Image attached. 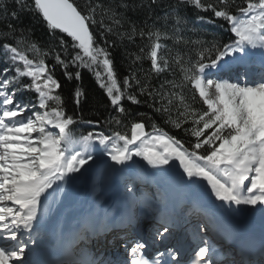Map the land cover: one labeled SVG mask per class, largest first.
<instances>
[{
    "label": "snow or ice",
    "instance_id": "obj_1",
    "mask_svg": "<svg viewBox=\"0 0 264 264\" xmlns=\"http://www.w3.org/2000/svg\"><path fill=\"white\" fill-rule=\"evenodd\" d=\"M185 7L196 10L194 19L182 14ZM25 11L42 17L53 34L46 50L26 32L16 39L13 21ZM129 11H146V17L138 24ZM217 21L228 25L231 43L194 31ZM110 37L140 41L138 50L128 53L123 77L115 70L110 49L117 42ZM253 50H259L261 61L249 73ZM0 63V264H27L26 252L36 243L33 233L48 212L49 190L94 162L97 152L113 172L139 158L153 169L175 168L190 187L205 182L227 209L264 213V0H87L83 7L75 0H0ZM82 69L94 74L108 98L112 113L106 123L117 126L110 133L76 134L70 127L80 121L67 113L56 72L79 81ZM237 69L242 83L228 78ZM26 93L32 95L25 102L20 96ZM81 95L77 86V105ZM129 106L150 109L187 139L151 122L146 113L133 118ZM148 122L151 132L145 130ZM84 123L101 127L98 121ZM120 127H130V135ZM169 232L164 226L158 236ZM145 248L139 240L128 247L127 264H162L165 253L150 262ZM212 251L203 241L191 264H215ZM167 256L181 264L174 250ZM223 264H264V234L259 242L240 237L238 250Z\"/></svg>",
    "mask_w": 264,
    "mask_h": 264
},
{
    "label": "bare ground",
    "instance_id": "obj_2",
    "mask_svg": "<svg viewBox=\"0 0 264 264\" xmlns=\"http://www.w3.org/2000/svg\"><path fill=\"white\" fill-rule=\"evenodd\" d=\"M250 58L255 59L257 63L260 64L261 56L259 50H253ZM228 78H230L233 81L236 80L234 76ZM105 159L106 158L103 155H101L100 153H96V159L94 162H90L89 165H85L84 168L81 169L80 173L74 174L67 180L66 183L59 185L58 187L59 197L53 198L55 205L52 204L51 201L45 202V205L48 209L47 215L42 218V222L45 223V229H46L45 233H48L50 228L53 226L56 227L66 226L67 224H65L66 222L65 218H67L69 222L75 221L74 218L76 215L77 218L76 221L74 222L75 226L78 225L79 223H83V224L86 223L87 221H89L88 219L89 217H91L92 214L85 213V211H90L91 210L90 208H92V210L94 209L97 210V213L95 214L96 216L99 217L104 216L103 213L100 214L98 212L102 211L106 206L108 207L112 204L118 206L120 204L118 199L120 196H123L121 191L122 185L124 184V179L126 175L130 173L133 175L134 179L136 180L143 178L144 181H148V183H151V185H153L152 188L155 190L156 195L160 194L168 183L172 182L174 185H180L181 193L183 194V196H185L187 200L194 201L195 208L203 207L206 214L208 215H211L209 208L211 206H216L219 209V211L215 215L216 216L215 220H213L214 222L213 228L216 230V233L214 234L215 238L217 237L218 235L217 232L220 230V228L226 230L230 234H235V235L241 234L243 235L242 237L246 236L253 238L254 234L255 235H257L258 233L264 234V213H261L259 210L249 211V210L227 209L226 206H222L220 202L214 200V197H212L210 194V190L205 186V182H201V185L199 187L197 186L190 187L180 181L179 176L176 174L175 168L171 170L153 169L139 158H134V160H136V163L131 164L132 166L125 168L123 171L114 172L113 175H115L116 178L113 176L114 177L113 181L112 179H110V182L112 181L111 187L109 188V190L102 192L104 190V186H107L109 184L106 182L109 180L108 176H110V172L112 171L111 168H109L106 165ZM150 194L151 192L148 193V195ZM157 197L160 206L156 205L155 208L156 211L160 208L161 209L165 208V204H162L161 206L162 200L164 199L163 195L161 194L160 196ZM193 197L194 198L196 197V201L194 200ZM132 200H133L132 204L136 205L134 212L135 215H137L139 202L138 200H136V197L134 195H132ZM147 201H148L147 204L150 203L149 199ZM142 205H145V201L142 203ZM119 209L121 210V212L125 211V207L121 204L119 206ZM203 209L200 210L203 211ZM168 211H171V208L168 209ZM104 214L105 216L108 215L105 212ZM127 214L128 213L125 212L121 216V218L118 219L119 225H116L115 227L112 228L106 226L107 220H105L104 217L101 218L104 220H102L100 226L103 232L107 233V235L103 236L105 241H109V238L113 239L115 236L120 237V239L124 243L128 241V239L126 238L127 236H125L124 234H126L125 233L126 231H128V233L132 231L131 226L134 225V223L130 221L131 214L130 216L128 215L129 218L126 216ZM143 214H146V211L144 209H142L138 215L143 216ZM203 217H204L203 218L204 222L208 220L209 223L210 216L203 215ZM199 219L202 220V218ZM196 223L197 226H200L199 224H201L199 221H196ZM158 230L156 231L155 228L151 226H145L142 232H140L136 237L135 236L134 237L135 239L140 241L141 239H143L144 236H151V238H153V236L156 233V239L159 242L161 241V239L168 240L170 238L168 234H166L164 237H159ZM161 231H163V229H161ZM175 234H176L175 232L172 233V235ZM201 234H204V232H201ZM187 235L188 236L191 235V231ZM187 235L184 234V236ZM184 236L182 235L179 238L181 237L184 238ZM34 237L36 238V243L29 245V250H27L28 253L26 252L27 256L30 255L33 251H35L34 247L36 246L40 247L44 243H46L44 236L37 234ZM75 237L77 239L78 238L83 239V232L80 236L75 235ZM204 241H209V238L207 237ZM228 242H229L228 245L223 244V246L220 249L217 248L216 257H219L221 260L219 264H223V262L226 259H230L234 254V252L230 250L231 242L230 241ZM113 243L114 241H110L104 246L110 248V246H113ZM43 247H46V245H44ZM83 247L84 245L81 243L78 247V250L79 251L82 250ZM44 250L46 251L47 249L44 248ZM95 251H96L95 248L93 249L90 248L89 255L92 257V259L95 262L100 263L102 259H99L98 254ZM102 251L103 252L101 254V257L103 258V260L104 258L110 260V257L107 255L108 249H102ZM229 251L230 253L232 252V254L229 255L228 254ZM27 260L28 259L26 258V261ZM110 261L111 262L109 261H105V262L106 264H110L112 263V260ZM54 263H56V260L54 261Z\"/></svg>",
    "mask_w": 264,
    "mask_h": 264
},
{
    "label": "trees",
    "instance_id": "obj_3",
    "mask_svg": "<svg viewBox=\"0 0 264 264\" xmlns=\"http://www.w3.org/2000/svg\"><path fill=\"white\" fill-rule=\"evenodd\" d=\"M75 2L81 7H83L87 0H75ZM103 2V0H101ZM129 2H133V0H129ZM136 3H139L140 0H135ZM168 0H164V3H167ZM240 2V0H238ZM8 3L11 4V0H8ZM156 13L158 15H163L159 8L156 9ZM182 14L189 19H194L197 15V12L192 7H185L182 11ZM202 15H210L208 13H201ZM128 17L131 18L132 21L141 23L146 17V11H137V12H128ZM13 23L17 28V36L16 39H20L19 33L26 32L28 36L32 38L35 42L45 47L50 43L54 42L53 34L47 28L46 23L42 20V17L33 13L25 11L21 14L19 20H14ZM158 23L163 24L164 21L161 20ZM125 27H128L127 25ZM99 29H97L98 38L100 39L101 45H103V38L99 37ZM194 31L199 32L201 38H207L215 40L220 44L231 43L233 36L228 29V25L226 22L217 21L215 24H204ZM195 39V36L193 37ZM112 39H116L117 46L110 49L112 53V58L115 62V70L117 71L120 77H123L128 71V53L136 52L137 45L140 44L139 39L136 44H130L128 41H120L118 38L110 37L109 42ZM51 63V59L48 60ZM2 63H0V67H2ZM144 69L148 68V61H144ZM56 76L61 80V95L64 100V105L67 109V113L69 115H75L76 119L80 121L74 126H70L74 129L76 134L85 133L89 130L91 131H106L110 133L113 129H116L117 126L113 125L111 128L106 123L108 116L112 113V109L109 106V101L104 91L99 88L95 76L92 72L87 69L81 70V79L71 81L67 80L62 75V70H57ZM79 86L82 95L80 97V103L77 105L73 100V90ZM133 112V118L141 119L143 118L140 114L146 113L148 117H152L151 122H155L160 127L164 128L170 134L177 136L181 139H187L183 133V131L175 130L171 127V125L165 124L164 121L158 116L151 112L150 109L146 107L136 108L135 106H129ZM98 121L100 126L98 129L92 128L86 125L84 121ZM151 122L146 123V130L148 132L152 131ZM127 123V122H126ZM118 130L121 132H128L130 135V127H120Z\"/></svg>",
    "mask_w": 264,
    "mask_h": 264
},
{
    "label": "rangeland",
    "instance_id": "obj_4",
    "mask_svg": "<svg viewBox=\"0 0 264 264\" xmlns=\"http://www.w3.org/2000/svg\"><path fill=\"white\" fill-rule=\"evenodd\" d=\"M255 64H257V61L254 59V62H253V65L252 66H255ZM31 95H32L31 93H26L24 95H21L20 96V99L26 102ZM90 126H92V125H90ZM95 128L98 129L99 127H95ZM97 153H99V152H97ZM105 158H106L105 159L106 165L111 164V162L107 160V157H105ZM130 166H132V165H130ZM113 167H115V166H113ZM113 173H114L113 171L110 172V176H108L109 177L108 178L109 180L106 182V183H109V184L107 186H104V190L102 192L109 190V188L111 187V182L113 181V178L114 177L116 178V176L113 175ZM110 179H112L111 182H110ZM126 181H127V184L130 183V185H133V182H134L133 181V177L127 176ZM145 182L148 183V181H144L143 183H141V187L140 188L138 187L136 189V191H134V192H128L127 191V187H125V189L122 190V194H126V195H132V194H134L137 197L138 201H140V203H139V206L140 207L138 206L139 207V210L137 209V211H138L137 215L141 212V209L142 208L143 209L145 208L147 210L146 211V214H143V216H140V217L138 215L137 216V219L134 221V225L132 226V229L136 233L139 230V228L144 229L145 226H151V225L153 226L154 224L157 225L158 222H159L158 219H155V214L157 213L156 210H155V203H156V193H155V190L152 188L151 185H149V184L147 185ZM138 184H139V182H137L136 185H138ZM54 188L56 189L55 191L49 190L50 195H48L46 201H51V203L55 205L53 198H58L59 197V193H58V187L54 185ZM149 192H151L150 195H148ZM158 196H159V194H158ZM120 198H123V196L120 197ZM146 198H147V200L150 199L151 201L148 204L145 203V205H151V206H144V205H142V203H143L142 200H144ZM49 199H52V200H49ZM129 199H130V201H132V196H130ZM194 200L196 201V197L194 198ZM127 204H128V201L126 202V206H127ZM188 204H189V202H188ZM113 210H118V206H116V208H115V206H113L110 211H104V212L105 213H109V212H113ZM202 220L204 222V219H202ZM195 224H196V229H198L199 226H197V223L196 222H195ZM188 225H190V224H188ZM199 225H201V224H199ZM189 228H190V226H189Z\"/></svg>",
    "mask_w": 264,
    "mask_h": 264
}]
</instances>
